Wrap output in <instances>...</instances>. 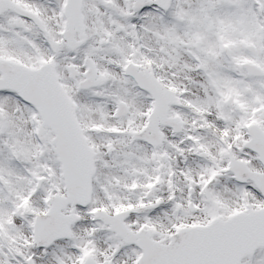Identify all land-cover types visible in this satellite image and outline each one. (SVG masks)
<instances>
[{"label": "snow or ice", "instance_id": "obj_1", "mask_svg": "<svg viewBox=\"0 0 264 264\" xmlns=\"http://www.w3.org/2000/svg\"><path fill=\"white\" fill-rule=\"evenodd\" d=\"M0 264H264V0H0Z\"/></svg>", "mask_w": 264, "mask_h": 264}]
</instances>
